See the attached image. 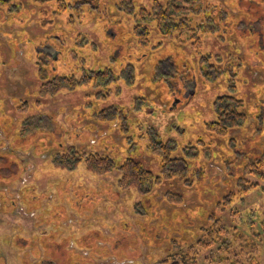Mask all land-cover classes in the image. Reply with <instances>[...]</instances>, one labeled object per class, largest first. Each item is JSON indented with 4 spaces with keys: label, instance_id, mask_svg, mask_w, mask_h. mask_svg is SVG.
<instances>
[{
    "label": "rangeland",
    "instance_id": "obj_1",
    "mask_svg": "<svg viewBox=\"0 0 264 264\" xmlns=\"http://www.w3.org/2000/svg\"><path fill=\"white\" fill-rule=\"evenodd\" d=\"M64 1L0 3V264H264V179L246 168L264 150V0H197L200 46L164 35L135 0ZM105 69L106 84L39 96L55 76ZM224 95L248 118L220 136L208 124ZM111 106L125 115L101 119ZM153 139L188 170L148 193L122 188L118 169L54 163L74 146L161 175ZM245 178L260 185L242 194Z\"/></svg>",
    "mask_w": 264,
    "mask_h": 264
},
{
    "label": "trees",
    "instance_id": "obj_2",
    "mask_svg": "<svg viewBox=\"0 0 264 264\" xmlns=\"http://www.w3.org/2000/svg\"><path fill=\"white\" fill-rule=\"evenodd\" d=\"M140 5L142 19L155 20L157 22L158 29L168 37L176 36L180 42L191 41L195 46L201 45V38L198 33V28L193 26L191 22L192 14L196 13L197 0H167L165 4L160 0H153L150 8L141 4L140 0H135ZM2 3V0H0ZM62 8L66 7L68 3L61 0ZM200 3V1H199ZM199 6V4H198ZM135 35L139 36L140 41L143 44L148 42L149 31L143 24H137L134 27ZM112 73L109 69L102 71H91L86 73L82 77H77L74 74L55 76L52 79L42 83L39 87L38 93L41 98L48 96H54L60 91L65 89H74L80 84H89L94 81L97 85L106 84L111 78ZM243 101L237 99L233 95H224L218 98L215 103V109L217 112V121L210 122L208 128L215 132L217 135H226L229 130L238 128L243 125L248 118L247 113L239 111L238 108L242 105ZM125 115L120 110H116L114 106L107 108L104 111L99 112L101 119H116L118 115ZM150 149L153 153L160 155L162 161L161 175H155L149 168H147L142 161L127 157L123 162L117 164L115 160L109 155H105L99 152L92 153L81 151L72 146L64 153H58L54 156V163L59 167L74 168L82 160L87 164L88 169L98 174H107L115 169L120 172V178L118 180L119 185L124 189H137L141 192H150L153 187L160 184L163 179H180L188 170V166L179 158L172 157V151L174 145L172 141H159L153 139L150 144ZM264 164V150L261 157L251 161L247 168L248 173L252 172L254 175H260L264 179V173H261L259 167ZM253 167V168H251ZM245 183H242V190L240 193H244L251 188H255L260 185L258 181H250L249 179H243ZM264 189V188H263ZM235 194L230 192L224 196V201L221 202V207H225L226 203L233 202ZM182 195L176 191H169L167 193V200L171 204H178L182 201ZM238 211H235V213ZM240 213V212H238ZM211 221L213 220L214 226L222 228L219 225V218H213V214H210ZM214 228V227H213ZM208 229L207 231H211ZM219 230V229H218ZM198 244L207 245L208 242L205 239H201ZM189 255H194L189 253ZM187 255V254H186ZM185 256L182 254L174 256V264H199L196 262V255ZM224 259V258H223ZM226 259V258H225ZM249 259V257H248ZM221 259L218 260V262ZM222 262V261H221ZM167 263V261H166ZM233 264V262H232ZM243 264H246L243 261ZM250 264V263H249ZM258 264V263H257Z\"/></svg>",
    "mask_w": 264,
    "mask_h": 264
}]
</instances>
